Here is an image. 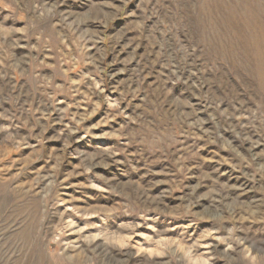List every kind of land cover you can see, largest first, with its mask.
Returning a JSON list of instances; mask_svg holds the SVG:
<instances>
[{"label": "rangeland", "instance_id": "rangeland-1", "mask_svg": "<svg viewBox=\"0 0 264 264\" xmlns=\"http://www.w3.org/2000/svg\"><path fill=\"white\" fill-rule=\"evenodd\" d=\"M0 264H264V0H0Z\"/></svg>", "mask_w": 264, "mask_h": 264}]
</instances>
